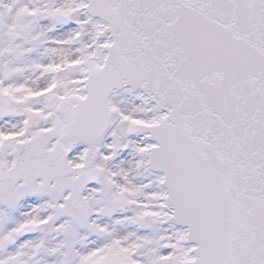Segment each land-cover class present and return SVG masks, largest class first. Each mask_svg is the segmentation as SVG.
Returning a JSON list of instances; mask_svg holds the SVG:
<instances>
[{"label":"snow or ice","instance_id":"1","mask_svg":"<svg viewBox=\"0 0 264 264\" xmlns=\"http://www.w3.org/2000/svg\"><path fill=\"white\" fill-rule=\"evenodd\" d=\"M0 264H264V0H0Z\"/></svg>","mask_w":264,"mask_h":264}]
</instances>
